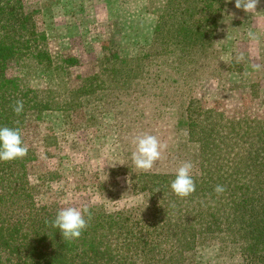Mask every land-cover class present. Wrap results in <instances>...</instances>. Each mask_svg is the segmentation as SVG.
Listing matches in <instances>:
<instances>
[{
  "label": "trees",
  "instance_id": "1",
  "mask_svg": "<svg viewBox=\"0 0 264 264\" xmlns=\"http://www.w3.org/2000/svg\"><path fill=\"white\" fill-rule=\"evenodd\" d=\"M226 4L168 0L155 28L156 55L172 47L205 54ZM38 12L29 0H0V126L18 127L28 149L23 158L0 161V264H194L209 239L238 253L243 264H264V120L214 116L193 101L186 130L214 159L209 172L193 176L195 191L177 197L170 188L175 175L140 172L132 190L146 194L144 204L109 211L91 203L80 238L63 240L51 226L61 208L37 199L40 151L29 135L48 114L89 110L94 99L114 95L109 104L140 78L144 58L105 47L97 73L76 74L77 57L49 50ZM17 100L24 105L19 115L12 111ZM216 185L225 191L217 195Z\"/></svg>",
  "mask_w": 264,
  "mask_h": 264
},
{
  "label": "rangeland",
  "instance_id": "2",
  "mask_svg": "<svg viewBox=\"0 0 264 264\" xmlns=\"http://www.w3.org/2000/svg\"><path fill=\"white\" fill-rule=\"evenodd\" d=\"M235 2L227 0L205 54L183 55L172 47L156 55L155 28L168 0H29L39 10L51 53L79 59L76 74L97 73L105 47L144 58L140 78L109 104L114 95L103 103L92 99L89 110L48 114L41 129L31 131L30 144L40 151L34 170L43 178L33 177L40 203L61 209L102 203L109 211L144 204L147 196L132 190V177L145 171L135 168L131 153L134 138L145 134L163 145L146 173L175 175L188 161L193 176L209 172L213 156L206 158L185 126L192 101L214 116L264 120V0L249 14ZM193 261L243 264L238 253L213 239L197 248Z\"/></svg>",
  "mask_w": 264,
  "mask_h": 264
},
{
  "label": "clouds",
  "instance_id": "3",
  "mask_svg": "<svg viewBox=\"0 0 264 264\" xmlns=\"http://www.w3.org/2000/svg\"><path fill=\"white\" fill-rule=\"evenodd\" d=\"M260 0H236L235 7L243 9L246 14L257 12V4ZM249 38L255 39V34L248 33ZM23 102L17 100L12 111L19 115L23 112ZM135 150L131 153L132 163L136 169L150 171L154 163L160 158L161 145L154 135L145 134L134 138ZM28 149L21 137L18 127L0 126V161H13L27 155ZM172 192L180 198L190 196L196 188L193 178L192 162H184L175 172L174 179L170 182ZM225 191L223 185H216L214 192L219 195ZM91 219V211L87 206L80 208L67 207L57 211L51 226L58 229L63 240L71 241L79 239L83 231L88 227Z\"/></svg>",
  "mask_w": 264,
  "mask_h": 264
}]
</instances>
